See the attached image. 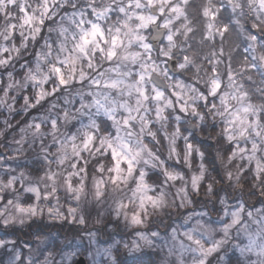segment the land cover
Returning <instances> with one entry per match:
<instances>
[{
    "label": "clouds",
    "instance_id": "1",
    "mask_svg": "<svg viewBox=\"0 0 264 264\" xmlns=\"http://www.w3.org/2000/svg\"><path fill=\"white\" fill-rule=\"evenodd\" d=\"M0 264H264V0H0Z\"/></svg>",
    "mask_w": 264,
    "mask_h": 264
}]
</instances>
